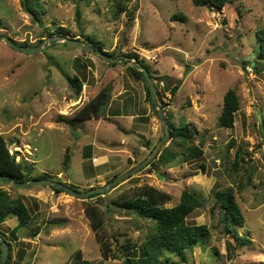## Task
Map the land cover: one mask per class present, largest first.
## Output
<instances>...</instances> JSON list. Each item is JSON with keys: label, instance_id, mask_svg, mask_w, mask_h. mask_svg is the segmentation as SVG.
Masks as SVG:
<instances>
[{"label": "rangeland", "instance_id": "1", "mask_svg": "<svg viewBox=\"0 0 264 264\" xmlns=\"http://www.w3.org/2000/svg\"><path fill=\"white\" fill-rule=\"evenodd\" d=\"M41 2L42 19L34 21L20 0H0V35L27 46L65 36L98 44L119 60L61 40L31 52L0 41V135L9 153L31 177L46 174L76 191H94L82 198L46 185L0 182L12 197L22 196L31 215L26 226L13 213L0 222L9 264H125L141 257L142 244L155 233L154 218L123 203L147 189L169 194L165 207L178 204L182 190L194 193L201 205L185 221L208 229L205 241L180 254L165 251L156 264H264V59L255 34L264 27V0H227L222 7L125 0L121 11L118 0ZM134 54L154 76L165 120L187 124L202 154L181 156L183 146L168 136L148 163L109 184L147 158L164 135L145 81L128 68L138 63ZM229 89L239 106L232 127H221ZM102 90L98 116L78 120L77 111ZM165 147L176 154L160 163ZM224 189L244 216L235 233L224 230L215 204L213 191ZM91 207L97 229L85 214Z\"/></svg>", "mask_w": 264, "mask_h": 264}, {"label": "trees", "instance_id": "2", "mask_svg": "<svg viewBox=\"0 0 264 264\" xmlns=\"http://www.w3.org/2000/svg\"><path fill=\"white\" fill-rule=\"evenodd\" d=\"M227 0H192L196 6L210 3L215 7H222ZM23 9L28 12L34 21H41L42 19V2L41 0H20ZM125 0H118L119 11L123 10ZM136 7H134V10ZM118 11V10H117ZM77 15L79 10L76 8ZM128 20L131 21L134 17L133 11L128 12ZM257 38L260 40V49L258 57L264 59V27L255 32ZM67 44V43H66ZM21 45L27 46V42ZM95 49H101V46L93 43ZM133 58L138 60V63L147 68L137 55H132ZM131 72L137 77L145 81L147 97L152 104L150 98L149 87L145 80L144 73L136 69L133 65L128 67ZM150 73V72H149ZM151 78L154 76L150 74ZM72 85L78 92L82 86V81L79 76H74ZM156 92V91H155ZM106 92L100 91L95 97L86 105L81 107L77 113L78 120H85L90 115L98 116L100 106L104 103ZM238 99L235 91L229 89L223 95V103L221 113L218 117V125L221 127H232L234 120V112L238 109ZM62 118V117H60ZM169 128V138L178 139L183 146L179 154L185 157H199L202 154L200 145H194L190 139L193 136L192 130L187 124L176 125L175 123L167 120ZM263 121V120H262ZM74 125V122L71 121ZM166 148V149H165ZM164 149V154L159 157L158 162L167 163L176 154L167 147ZM89 153V152H88ZM89 156V154L87 155ZM69 160L68 155L65 156L64 162ZM0 176L4 178H11L16 181H28L32 179L48 178L46 174L37 176H30V172L24 170L19 162L16 161L15 156L9 153L4 138L0 135ZM54 189V188H53ZM147 189V188H146ZM61 191V189H54ZM149 190V191H147ZM144 191L137 190L134 192L135 197L125 200L123 207L126 209L132 208L137 214L154 218L155 233L142 244L143 255L136 259H128L125 264H156L158 256L162 255L165 251L182 253L185 250H191L192 247L199 242L205 241L208 237V229L205 224L186 223V217L201 205V201L194 194L187 190H182L180 193L179 203L173 207H165L163 204L169 200V194L164 191H157L154 189H147ZM213 195L215 198L216 206H219L222 211L221 221L224 223V230L227 232L236 231L237 225L243 226L244 216L237 203L233 192L230 189L214 190ZM264 203V202H263ZM10 213L17 216L18 223L21 226H26L31 219V215L27 206L25 205L22 196L12 197L5 189H0V222L4 221ZM86 216L90 219L92 227L97 229L99 227V218L96 215L95 208L91 207L85 211ZM246 238L242 237L241 241ZM8 245V244H7ZM10 249L8 245V250ZM1 258V249H0ZM10 254L7 253L6 264L10 262ZM167 260V259H166ZM87 264V263H83ZM166 264V263H164ZM168 264H177L171 262Z\"/></svg>", "mask_w": 264, "mask_h": 264}, {"label": "water", "instance_id": "3", "mask_svg": "<svg viewBox=\"0 0 264 264\" xmlns=\"http://www.w3.org/2000/svg\"><path fill=\"white\" fill-rule=\"evenodd\" d=\"M53 40H61L70 44H74L80 47H83L84 49L91 51L95 54H98L100 56H102L103 58L115 62L118 61L119 58L118 57H111L109 55H106L104 53H102L101 50H97L94 49L91 46L88 45H84L83 42L77 40V39H71L65 36H55V37H48L47 39L43 40L40 44L38 45H34V46H25V45H19L17 43H15L10 37H8L7 35H0V41L5 42L6 44H8L10 47L16 49V50H21L23 52H31V51H39L41 50L43 47H45L48 43H50ZM134 67H136L138 70L142 71L144 73L145 76V80L147 82V85L149 87V92H150V98L151 101L154 105L157 106V113H158V118L161 120L162 124H163V128H164V135L161 137L160 141L155 145V147L153 148V150L151 151L150 155L145 158L141 163H139L137 166H135L133 169L127 171L125 174L121 175L120 177H117L115 179H113L109 184H114L117 181L123 179L124 177H126L127 175L133 173L135 170L141 168L142 166H144L146 163H148V161L154 157V155L156 154V152L158 151V149L160 148V145H162L168 138L169 136V128H168V124L165 120V118L163 117V114L161 112V108L160 106L156 103L155 100V96H154V87H153V82H152V78L150 76L149 71L143 66L138 64L137 62H135ZM65 180H63V182H59V181H55L49 178H42V179H32L29 181H16L14 179L11 178H4L0 176V182L6 183V184H11L15 187H28L31 185H46V186H51L55 189H62L64 191H67L68 193H71L72 195L76 196V197H86L87 195L93 193V190H89V191H85V192H79L74 190L73 187L67 185L64 183ZM102 189H100L99 191H101ZM0 249H1V259H0V264H5V258H6V250H7V246L3 243L0 245Z\"/></svg>", "mask_w": 264, "mask_h": 264}]
</instances>
